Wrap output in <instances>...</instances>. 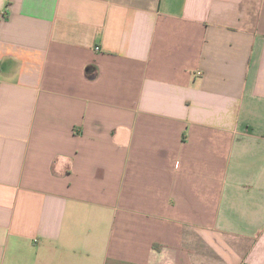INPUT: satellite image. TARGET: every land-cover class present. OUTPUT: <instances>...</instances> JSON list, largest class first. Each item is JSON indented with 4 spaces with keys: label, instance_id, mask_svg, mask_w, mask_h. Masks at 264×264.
Listing matches in <instances>:
<instances>
[{
    "label": "crops",
    "instance_id": "1",
    "mask_svg": "<svg viewBox=\"0 0 264 264\" xmlns=\"http://www.w3.org/2000/svg\"><path fill=\"white\" fill-rule=\"evenodd\" d=\"M0 264H264V0H0Z\"/></svg>",
    "mask_w": 264,
    "mask_h": 264
}]
</instances>
